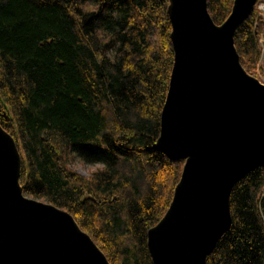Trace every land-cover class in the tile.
Returning <instances> with one entry per match:
<instances>
[{
    "label": "trees",
    "instance_id": "1",
    "mask_svg": "<svg viewBox=\"0 0 264 264\" xmlns=\"http://www.w3.org/2000/svg\"><path fill=\"white\" fill-rule=\"evenodd\" d=\"M233 0H206L216 24ZM168 0H0V126L21 155L24 196L68 212L109 264H151L147 231L183 162L153 148L173 51ZM264 22L236 29L254 75ZM96 167L87 177L71 160ZM231 225L206 264H264V167L230 194Z\"/></svg>",
    "mask_w": 264,
    "mask_h": 264
},
{
    "label": "water",
    "instance_id": "2",
    "mask_svg": "<svg viewBox=\"0 0 264 264\" xmlns=\"http://www.w3.org/2000/svg\"><path fill=\"white\" fill-rule=\"evenodd\" d=\"M256 1L233 0L218 25L206 0H168L173 63L153 148L183 165L147 231L151 264H206L230 228L234 185L264 167V84L245 71L233 39ZM20 169L0 126V264H109L68 212L23 195Z\"/></svg>",
    "mask_w": 264,
    "mask_h": 264
},
{
    "label": "rangeland",
    "instance_id": "3",
    "mask_svg": "<svg viewBox=\"0 0 264 264\" xmlns=\"http://www.w3.org/2000/svg\"><path fill=\"white\" fill-rule=\"evenodd\" d=\"M255 8L258 11V15L261 16L264 22V0H257ZM260 46L262 51V57L259 61V65L257 70L255 71V74L252 76L257 78L260 83L264 84V38L260 39ZM70 167L83 177L89 176L96 168L91 164L79 161L75 157L71 160Z\"/></svg>",
    "mask_w": 264,
    "mask_h": 264
}]
</instances>
